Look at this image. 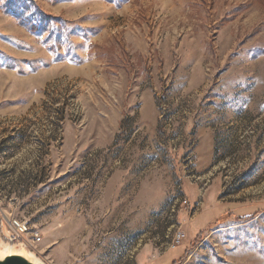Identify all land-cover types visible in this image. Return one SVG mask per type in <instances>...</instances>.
Segmentation results:
<instances>
[{"label":"rangeland","instance_id":"obj_1","mask_svg":"<svg viewBox=\"0 0 264 264\" xmlns=\"http://www.w3.org/2000/svg\"><path fill=\"white\" fill-rule=\"evenodd\" d=\"M14 220L43 264H264V0H0Z\"/></svg>","mask_w":264,"mask_h":264},{"label":"built area","instance_id":"obj_2","mask_svg":"<svg viewBox=\"0 0 264 264\" xmlns=\"http://www.w3.org/2000/svg\"><path fill=\"white\" fill-rule=\"evenodd\" d=\"M11 229L5 234V242L10 245L25 244L28 248H35L36 245L42 240V237L37 232H33L31 226L27 222L21 220H14L11 223ZM32 234L31 238L25 239V235ZM186 234L181 230L178 231L174 238L172 248L184 240Z\"/></svg>","mask_w":264,"mask_h":264},{"label":"water","instance_id":"obj_3","mask_svg":"<svg viewBox=\"0 0 264 264\" xmlns=\"http://www.w3.org/2000/svg\"><path fill=\"white\" fill-rule=\"evenodd\" d=\"M1 243L6 244L4 242H1ZM14 246H16L18 249L32 252L25 244H18ZM0 264H43V263L31 262L27 258L19 254H8V255H5L3 259H0Z\"/></svg>","mask_w":264,"mask_h":264},{"label":"bare ground","instance_id":"obj_4","mask_svg":"<svg viewBox=\"0 0 264 264\" xmlns=\"http://www.w3.org/2000/svg\"><path fill=\"white\" fill-rule=\"evenodd\" d=\"M8 254H19V255H22L23 257L27 258L31 262L41 263L40 260L38 259L37 255H35V253L30 252V251H25L22 249H18L14 245L6 244V246L4 248L3 247L0 248V259H3V257L5 255H8Z\"/></svg>","mask_w":264,"mask_h":264},{"label":"trees","instance_id":"obj_5","mask_svg":"<svg viewBox=\"0 0 264 264\" xmlns=\"http://www.w3.org/2000/svg\"><path fill=\"white\" fill-rule=\"evenodd\" d=\"M16 16V15H14ZM17 17V16H16ZM20 21V20H19ZM21 24H25L29 30H31L32 32H35L36 30V25L33 24H29L28 22H25V20L20 21Z\"/></svg>","mask_w":264,"mask_h":264}]
</instances>
